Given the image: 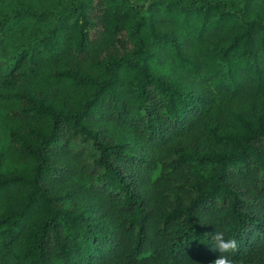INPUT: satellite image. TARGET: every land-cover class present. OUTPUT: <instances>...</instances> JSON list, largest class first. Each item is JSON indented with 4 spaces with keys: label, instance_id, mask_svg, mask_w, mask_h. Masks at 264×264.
<instances>
[{
    "label": "trees",
    "instance_id": "16d2710c",
    "mask_svg": "<svg viewBox=\"0 0 264 264\" xmlns=\"http://www.w3.org/2000/svg\"><path fill=\"white\" fill-rule=\"evenodd\" d=\"M264 264V0H0V264Z\"/></svg>",
    "mask_w": 264,
    "mask_h": 264
},
{
    "label": "clouds",
    "instance_id": "9594fccd",
    "mask_svg": "<svg viewBox=\"0 0 264 264\" xmlns=\"http://www.w3.org/2000/svg\"><path fill=\"white\" fill-rule=\"evenodd\" d=\"M211 238L215 242L214 250L220 253L211 264H234V260L230 254L235 253L239 249V241L234 237L226 238L225 231L223 230H215Z\"/></svg>",
    "mask_w": 264,
    "mask_h": 264
}]
</instances>
